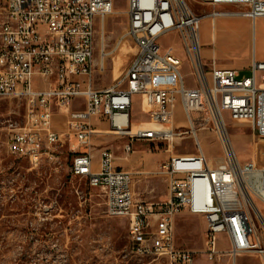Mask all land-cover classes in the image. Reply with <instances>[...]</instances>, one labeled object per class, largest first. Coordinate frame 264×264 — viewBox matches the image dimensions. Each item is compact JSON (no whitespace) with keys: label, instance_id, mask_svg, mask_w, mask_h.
<instances>
[{"label":"built area","instance_id":"2783aa9c","mask_svg":"<svg viewBox=\"0 0 264 264\" xmlns=\"http://www.w3.org/2000/svg\"><path fill=\"white\" fill-rule=\"evenodd\" d=\"M192 1L236 6L238 10L229 16L251 21L264 17V0ZM112 11L113 0H4L0 99L15 98L25 106L21 121L5 120L7 151L36 165L41 159L56 158L63 142L73 139L70 173L102 190L108 216L127 219L128 240L136 253L164 257L167 264H193L194 252L178 247L174 240V219L188 208L204 217L208 259L220 254L222 234L231 259L252 253L264 264V237L252 214L255 211L254 217L262 219L252 198L264 206V167L239 162L223 116L226 112L264 137V59L253 57L249 75L243 78L239 70L217 67L213 60L206 72L199 51L201 17L186 0H127V31L136 52L119 80L96 88L92 81L95 24ZM171 31L179 34L193 86L187 85L182 61L173 48L160 46V36ZM162 74H173L175 84L155 87V77ZM134 97L139 98L146 121H130ZM75 98L83 99L82 109H72ZM177 103L185 126L174 124ZM54 112L65 115L62 132L52 126ZM93 117L106 119L108 129L95 127ZM201 130L214 133L221 146V156L213 162L203 152ZM105 132L127 137L122 148L125 156L134 142L172 151L173 140L185 136L193 139L196 154L171 152L159 165L157 173L166 181L165 200L136 201L133 173L114 165L112 150L100 146L94 156L92 139Z\"/></svg>","mask_w":264,"mask_h":264},{"label":"rangeland","instance_id":"374dc122","mask_svg":"<svg viewBox=\"0 0 264 264\" xmlns=\"http://www.w3.org/2000/svg\"><path fill=\"white\" fill-rule=\"evenodd\" d=\"M186 3L193 13L201 17L199 51L206 72L212 55L217 65L238 66L241 63L240 59L236 61L233 58L232 51H236L240 45L237 35L243 28H246L256 56L264 54V18L251 21L235 16H213V12H234L238 8L192 0H186ZM3 4L4 0H0V11ZM125 10L126 0H113L112 13L96 20L92 75L96 88L111 86L119 80L136 52L134 41L127 31ZM158 41L162 49L169 46L173 48L182 61L181 71L188 81L187 85L193 86V77L179 34L176 31L166 32ZM237 69L240 70L241 78L249 75V66H238ZM162 78L164 80L165 77ZM163 80L157 75L154 85L161 87L175 84L172 78L169 81L165 79L164 83ZM175 110L179 113L175 125L185 126L178 103ZM24 113V102L15 98L0 99V264H167L164 257L136 253L128 240L127 219L108 216L102 190L90 186L85 177L70 173L69 148L74 144L73 139L63 142L56 158L41 159L36 165L7 151L5 120L21 121ZM223 116L225 133L239 162L252 161L264 167V137L254 134L247 123L230 119L226 112H223ZM65 119L64 114L54 113L53 126L59 132L66 129ZM98 120L101 129H108L106 119L100 117ZM146 120V114L140 111L137 103H133L130 121ZM200 134L203 151L213 162L222 153L219 141L210 131L201 130ZM125 142L126 136L105 132L94 137L90 147L94 152L98 147L106 146L114 155H118V150L122 151ZM142 143L145 148L151 147L146 142ZM172 145V151L166 152H154L152 148L151 155L160 152L168 156L171 152L173 155H191L196 152L193 140L188 136L174 139ZM133 146L136 147L135 142ZM130 172L133 173L134 199L142 198L145 203L165 200L166 181L163 175L154 170ZM252 200L264 219V206L256 198ZM252 214L264 237V224L259 217H254L255 211ZM199 219L200 214H192L190 218L193 223ZM204 232V223L195 227L186 223L177 226L175 223L177 246L194 252L193 264H258V257L252 253L239 254L233 262L225 236L220 243V254L208 259L204 253ZM187 235H191L188 238L191 244L178 243L179 237Z\"/></svg>","mask_w":264,"mask_h":264},{"label":"crops","instance_id":"0c3cea01","mask_svg":"<svg viewBox=\"0 0 264 264\" xmlns=\"http://www.w3.org/2000/svg\"><path fill=\"white\" fill-rule=\"evenodd\" d=\"M126 6H127V0H126ZM220 16H227V15H220ZM260 18H264V17H260ZM242 19L245 20L246 18H242ZM211 23L214 26V22L212 21ZM230 30H231V32L234 31V30L232 31V29H230ZM237 37L239 38L240 45H239L238 49H236V51L235 50L232 51V56H233V58L236 61H237V59H240L241 63L238 66H240L242 68L243 67H248L250 65L251 60L253 59V57L256 60H263L264 59V54L259 56V57L256 56V50L253 48L251 41L249 42L246 28H243L242 32L239 35H237ZM213 39L214 38H212V40ZM204 56H207V54L204 53ZM211 60L214 61V56L213 55L210 58V62H211ZM214 64H215V66L222 67V68H233V69H237L238 68V66H235L234 64L217 65L215 61H214ZM160 77H161L162 80H163L162 77H165L164 80L166 79V80L169 81V79L172 78L175 81L173 74H162V75H160ZM164 80H163V83H164ZM153 85H154V82H153ZM155 87H157V86H155ZM161 87L168 88V87H172V86L171 85H166V86H161ZM133 103L134 104L137 103L138 106H139V98L138 97H134ZM82 107H83V99L82 98H75V99L72 100V109H82ZM139 109H140V106H139ZM54 113L52 115V120H53ZM178 114L179 113H176V110H175V112H174V124H175V122H177L179 120V119H177V115ZM95 118L96 119H92L91 122H92V124L95 127L100 128L99 127L100 125L98 123L99 122L98 119L100 117H95ZM52 126H53V122H52ZM177 126H181V125H177ZM53 128L55 130L59 131L54 126H53ZM188 137H190V136H188ZM201 137H202V135L199 132L200 140H201ZM135 145H136V147L134 148V146H132L133 150L127 156H125L123 150L122 151L118 150V152H117L118 155H114V165L116 167H119L120 169L128 171V172H130L132 170H135V172H140V173H142V172L144 173V172H147V171H153V170L157 172L158 168H159V165L161 163L166 162L168 160V158H169L168 155L163 154L162 152H160L158 154H152L151 155L152 148H153L154 152L155 151H164V152H166L167 150H165L164 146H162V145L160 147H156V146H154V144H149V146H151V147L145 148V147H143L144 144L141 141L135 142ZM122 148H123V146H122ZM97 154H98V149H96L94 151L95 158L97 157ZM195 154H196V152H195ZM195 154H191V155H195ZM178 156H183V155H178ZM207 160H208V162H211L210 159L207 158ZM166 196H167V189H166ZM135 200L136 201H142V198H138V199L136 198ZM192 214H199V213H193L188 208H184L183 210H181V212L174 219V227H175V223H176L177 226H181V225L186 223V224H192V226H194V227L197 226V225H200V224L202 225L203 223L205 224V220H203V217H202L203 215L202 214H200V219L196 223L191 222L190 218H191ZM190 236L187 235L186 237H179L178 238L179 239L178 243H180L181 245L182 244H186V245L187 244H191V242H189V239H188ZM223 236L224 235H222V234L219 236V242H218L219 250H221L220 243H221V240H222ZM204 237H205V232H204ZM174 240H175V244L178 245L177 242H176V239H175V234H174ZM236 257L234 259H232L233 262L235 261ZM257 262L259 264V260Z\"/></svg>","mask_w":264,"mask_h":264},{"label":"bare ground","instance_id":"6f19581e","mask_svg":"<svg viewBox=\"0 0 264 264\" xmlns=\"http://www.w3.org/2000/svg\"><path fill=\"white\" fill-rule=\"evenodd\" d=\"M213 13H215V12H213ZM229 12H223V13H220V14H217V15H227V16H229V14H228ZM102 60V59H101ZM261 218V217H260ZM264 219L262 218L261 219V221H262V223L264 224V221H263Z\"/></svg>","mask_w":264,"mask_h":264}]
</instances>
